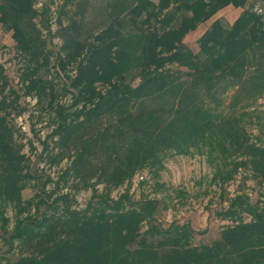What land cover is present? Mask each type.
<instances>
[{
  "label": "rangeland",
  "instance_id": "374dc122",
  "mask_svg": "<svg viewBox=\"0 0 264 264\" xmlns=\"http://www.w3.org/2000/svg\"><path fill=\"white\" fill-rule=\"evenodd\" d=\"M69 1L64 4V0H35L32 7L38 15L34 20L40 32L38 36L44 44L46 41L51 54L45 75L56 82V91L59 98L64 96L62 101L66 106L71 96L68 91L64 93L65 82L57 76L52 66L62 42L57 30L59 19L66 23L75 12L76 3L82 1L80 17L73 15L82 23L80 39L91 37L108 23L104 7L108 0ZM250 6L256 14L264 15L263 3L248 0L247 7ZM247 7L229 4L221 8L209 20L189 31L183 39L184 44L193 53L198 52L197 39L212 21L219 20L224 27L230 28ZM25 28L32 30L26 25ZM14 39L12 30L0 22V82L5 96L0 114L7 112V115L4 113L5 118L11 125L13 139L23 157L21 173L28 171L31 177L22 179L25 185L22 200L36 193L49 203L57 199L56 206L66 204L76 212H83L88 207L87 210L93 213V221L85 223L82 234L75 235L76 239L97 243L98 239L110 238L105 246L109 251L104 250L117 258L121 236L131 233V230L142 234L149 226L165 229L169 225L184 224L191 230L182 235L188 246L197 250L201 246L209 249L220 238L224 228L251 220L250 213L244 210V204L232 215L224 213L236 196L242 195L248 205L261 209L264 216V162L256 172L252 171L250 164L246 169H236L235 162L249 161V157L233 153L237 146L234 140L236 131L245 136L246 144L264 146V45L246 47L243 53L246 60H260L258 67L241 64L231 67L230 61L223 62L225 66L219 67L223 55L228 53L226 49L217 67L207 71L205 77L191 80L184 76L180 83L162 85L151 97L141 102L134 101L125 127L128 123L135 130L141 125L158 127L163 141L151 140L150 131L148 134L142 131L140 139L137 133L129 130L127 140L119 138L115 141L117 145L109 147L107 151L96 146L93 156L76 166L71 154H60L68 148L60 143L61 133L55 132L57 118L52 113L43 114L46 112L41 110L37 97L24 93V85L22 87L20 82V54ZM234 54L235 50H232L229 56ZM129 55L136 59L134 46L128 49L126 70L135 64L134 60L129 63ZM216 72L219 75H214ZM67 74L73 75V69ZM125 82L132 86L139 82L134 68L125 75ZM96 88L102 95L108 85L97 84ZM9 93H16L17 96L11 98L13 95ZM152 106L162 107L154 112L136 115L142 107ZM79 108L80 105L77 106ZM105 122L106 116L93 118L84 131L87 129L95 133L105 128ZM166 140L174 141L180 148L172 147ZM111 152L121 155L116 160H120L119 163L104 162ZM94 165L106 166H102L104 170L99 178L93 173ZM230 173L234 175L227 180ZM56 211L58 214L41 205L39 215L60 216ZM26 212L22 213L23 216ZM98 212L102 219H97ZM110 215L113 217L109 218ZM4 217L7 219L4 229L11 231L15 213L8 204ZM63 222L58 234L66 232L63 236H73L71 224ZM153 233L156 235V232ZM2 236L0 230V262L12 264L18 257V247L22 248L21 243L15 242L16 246L9 251ZM262 236L259 243L264 246V234ZM91 237L93 239L89 240ZM72 244L75 246L74 242ZM245 244L253 248L251 242L246 241ZM83 245L85 251L89 252L88 244L84 242ZM185 254L189 258L173 253L166 257L165 263L175 264L186 260L189 264H219L222 261L220 256L211 255L205 250ZM224 262L230 264L228 259Z\"/></svg>",
  "mask_w": 264,
  "mask_h": 264
},
{
  "label": "trees",
  "instance_id": "16d2710c",
  "mask_svg": "<svg viewBox=\"0 0 264 264\" xmlns=\"http://www.w3.org/2000/svg\"><path fill=\"white\" fill-rule=\"evenodd\" d=\"M34 1L0 0V22L8 30H12L15 37L20 54V82L22 87L24 85V93L37 97L41 110L46 112L43 114L52 113L57 118L55 132L61 133L60 143L68 148L60 154H71L76 166L93 156L96 146L107 151L109 147L117 145L115 141L119 138L127 140L129 130L137 133V138L140 136V139L142 131L146 134L150 131L151 140L163 141L158 134V127L141 125L135 130L129 123L125 127L124 124L132 114L131 105L136 100L141 102L151 97L162 85L180 83L179 80L184 76L191 80L205 77L207 71L217 67L226 49L228 53L223 55L224 59L219 67H223L227 61L231 62V67L236 64L258 67L261 63L260 60L243 58L246 47L264 45V15L256 14L251 6L247 7L248 0H108L104 6L108 23L86 39L79 38L82 23L73 17H80L81 14L83 4L78 1L72 17L66 23H62L60 19L58 21L57 30L62 42L52 65L57 76L65 82L64 93L68 91L71 96V101L66 106L62 101L64 96L59 98L56 91V82L45 75L51 54L46 41L44 44L38 36L40 32L34 21L38 15L32 8ZM68 1L64 0L63 3ZM256 1L264 4V0ZM229 4L247 8L230 28L224 27L219 20L212 21L197 39L199 51L193 53L183 42L185 35ZM25 25L32 30L26 29ZM133 46L137 57L133 59L129 55V63L131 64V60L135 61L132 68L139 77V82L134 86L125 82V75L132 69L126 70L125 58L128 49ZM232 50H235V54L229 56ZM1 69L0 67V71ZM70 69H73V75L67 74ZM97 84L108 85L102 95L96 88ZM2 90L0 82V108L2 102H5ZM10 94L13 95L11 98L17 96L16 93ZM79 105L80 108L77 109ZM161 107H142L136 115L154 112ZM4 113L7 115L6 111ZM4 113L0 114V230L7 250H13L15 242L21 243L22 247H18V257L12 264H166V257L173 253L184 254L189 258L185 253L202 250L220 256L222 261L219 264H225L226 259L230 264H264V246L259 243L264 234V216L261 209L248 205L242 195L231 200L224 213L232 215L244 204V210L250 213L251 220L249 223L239 222L235 226L224 228L220 238L209 249L201 246L197 250L188 246L182 235L191 230L184 224L169 225L165 229L149 226L142 234L131 230V233L121 236L117 258L105 251L108 250L105 246L110 238L98 239L97 243L76 239L75 235L82 234L85 223L93 221V213L87 210L88 207L83 212H76L66 204L56 206L57 199L49 203L36 193L33 197L22 200L25 186L22 179L31 177L28 176V171L21 173L23 157ZM168 115L165 117L168 118ZM102 116H106L105 128H100L95 133L88 132L87 129L84 131L93 122V118ZM234 140L237 146L233 153L249 157V161L235 162L236 169H246L250 164L252 171L256 172L257 167L264 162V146L246 144L245 136L237 131ZM169 143L174 148H180L174 141ZM120 156L117 152H111L104 162L119 163L120 160H116ZM102 166L104 165L93 166V173L98 178L102 176ZM233 175L230 173L227 180ZM7 204L15 213L11 231L4 229ZM41 205L56 214L58 210L60 216L39 215ZM23 212H26L25 216ZM96 215L97 219L101 218L99 212ZM63 221L71 224L73 236H63L66 232L58 234ZM91 239L93 237L89 238ZM246 241L251 242L253 248L245 244ZM84 242L90 247L89 252L85 251ZM0 264L6 263L1 261ZM175 264H189V261L180 260Z\"/></svg>",
  "mask_w": 264,
  "mask_h": 264
}]
</instances>
